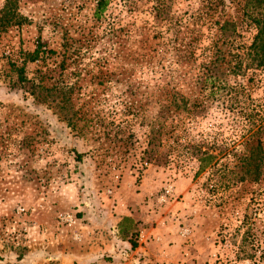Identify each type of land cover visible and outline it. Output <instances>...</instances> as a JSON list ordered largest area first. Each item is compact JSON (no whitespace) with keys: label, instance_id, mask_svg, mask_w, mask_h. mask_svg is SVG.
I'll use <instances>...</instances> for the list:
<instances>
[{"label":"rangeland","instance_id":"1","mask_svg":"<svg viewBox=\"0 0 264 264\" xmlns=\"http://www.w3.org/2000/svg\"><path fill=\"white\" fill-rule=\"evenodd\" d=\"M244 4L0 0V264H47L109 199L157 264H264V170L237 181L264 117V71L231 74L256 34Z\"/></svg>","mask_w":264,"mask_h":264},{"label":"crops","instance_id":"2","mask_svg":"<svg viewBox=\"0 0 264 264\" xmlns=\"http://www.w3.org/2000/svg\"><path fill=\"white\" fill-rule=\"evenodd\" d=\"M113 201V199H109L105 204V207L109 205L113 208L109 213L103 212L104 209L100 210L99 207L90 204L89 207L85 205L84 208H81L84 212L83 218L88 222L83 224L86 227L85 232L78 234V237L75 238L77 240L69 236L68 241H64V244H59L60 246L56 247V252H51V254L41 252L42 258L48 260L47 264H157L156 262L163 261L165 258L164 253L159 250L162 246L156 251V241H145L142 244V235H146L149 230L142 229V225L138 224L137 221L134 224L137 225L138 231H141L140 240H136L138 247L131 249L128 239L123 236L127 221L129 219L134 220V213L127 211V207L122 201ZM100 230H102V235L104 233L105 236L102 242L103 246L100 245V240H96V234ZM47 247L50 246H46V249ZM53 248H51V251ZM151 249H154L155 252L151 253Z\"/></svg>","mask_w":264,"mask_h":264},{"label":"trees","instance_id":"3","mask_svg":"<svg viewBox=\"0 0 264 264\" xmlns=\"http://www.w3.org/2000/svg\"><path fill=\"white\" fill-rule=\"evenodd\" d=\"M105 3L98 5V11L101 12L105 9ZM244 12L247 16L248 21L254 26L256 34L253 37L251 45L245 50V53H238L234 55V66L231 69L233 76H245L249 72L264 71V0H245ZM3 19H0V23ZM17 20V18H16ZM10 20H7L5 24H0V27L4 29L6 25H10ZM13 24H18L15 21ZM227 28H235L233 23L225 22L221 30L226 31ZM38 54V49L31 55V60H34ZM217 54V51L216 53ZM218 60V58H216ZM174 103L183 105V109L191 110L202 108V104L196 105L195 103L191 106L189 101L180 95H176ZM257 129L250 133V136L245 140L246 154L239 157V172L237 174L239 182H258L263 176V160H264V147L262 143V136L264 135V117L257 121ZM251 123V120L249 121ZM200 151H197L198 161L200 163V169L203 170L205 167L216 159V156ZM236 155V154H234ZM135 220L129 219L124 228V238L128 239L131 249L137 247V242L133 237H136L138 233L137 225L134 224ZM138 222V221H137ZM126 228H128L126 230ZM130 236V238H128Z\"/></svg>","mask_w":264,"mask_h":264}]
</instances>
